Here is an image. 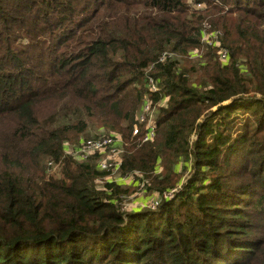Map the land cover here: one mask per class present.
<instances>
[{"label":"trees","instance_id":"16d2710c","mask_svg":"<svg viewBox=\"0 0 264 264\" xmlns=\"http://www.w3.org/2000/svg\"><path fill=\"white\" fill-rule=\"evenodd\" d=\"M195 3L0 0V264H264V0ZM112 132L118 181L65 151Z\"/></svg>","mask_w":264,"mask_h":264},{"label":"built area","instance_id":"2783aa9c","mask_svg":"<svg viewBox=\"0 0 264 264\" xmlns=\"http://www.w3.org/2000/svg\"><path fill=\"white\" fill-rule=\"evenodd\" d=\"M198 6H201L199 3ZM218 33V32H217ZM216 31L208 32L206 29L203 30L202 40L207 43H213L218 46L216 40ZM211 37V40H210ZM221 59L226 60L225 51H219ZM192 56H195V52H192ZM164 55L161 57L163 59ZM147 86L151 92L157 90V84L149 77ZM156 111L155 106H152L151 101L146 99L141 106L137 117L136 123L132 127V135H141V141L147 142L153 139L156 134ZM157 113V111H156ZM78 152L69 153L76 160L81 161L87 159L91 155H97V166L100 170H116L122 161L123 148L121 145V138L114 134L109 136L99 135L96 138L83 139L80 143V147L76 150ZM81 158V159H80ZM51 164V161L48 162ZM172 191L165 193L164 196H170ZM157 203H158V199ZM153 206L157 204H152Z\"/></svg>","mask_w":264,"mask_h":264},{"label":"rangeland","instance_id":"374dc122","mask_svg":"<svg viewBox=\"0 0 264 264\" xmlns=\"http://www.w3.org/2000/svg\"><path fill=\"white\" fill-rule=\"evenodd\" d=\"M185 1H186L187 4H190L193 8L195 6L197 9H200V6H198L197 3H195V0H185ZM202 4H204V3H202ZM201 7H203V6H201ZM216 40H217V42L219 44V41H218V33H217V36H216ZM168 52H171V51H168ZM173 53L174 54H171V57H175L176 59H178V58L181 57V54H177L175 52H173ZM240 60L241 59H239V61ZM148 69L149 68L142 69L144 75L148 73ZM154 114L156 115V111L155 110H154ZM89 131L93 135H95V134L98 135L99 133H102L103 132V129H92V128H89ZM113 134L115 136L121 138L120 134H117L116 132H112V135ZM81 139L83 140V139H90V138L89 137L88 138L82 137ZM81 139H80V141H78V142H76L74 144L66 143V145H65V148H66L65 151H66V153H68V152L69 153L78 152L76 150L80 147V143L82 141ZM59 168H60V166H59V162H58V163L55 164V166H53V168L48 169L47 174L55 176V175L58 174ZM181 168H183L182 167V163L181 164L177 163L176 170L181 171ZM109 171H110V176H109L110 179H113V180H116V181L120 180V176H119V173H118L117 169L116 170H109ZM181 172H184V169ZM186 172H187V169H186ZM186 172L183 173V178H181V180L185 179L186 174H187ZM128 180H129V178H126L125 179V181H128ZM98 185L101 186L100 183H98ZM156 198H157V196L154 195V194L148 195V196L145 195V193L143 192V190H140V188H139V189L136 190V192L132 196L125 197L124 203H125V206L128 207V208H139V207L144 206V204H146V203H149V204L152 203V201H153V204L154 205L157 204V200H155ZM151 209H154V208H151Z\"/></svg>","mask_w":264,"mask_h":264}]
</instances>
